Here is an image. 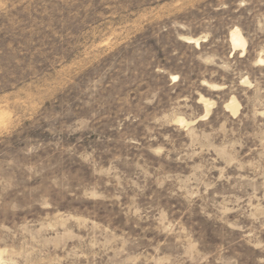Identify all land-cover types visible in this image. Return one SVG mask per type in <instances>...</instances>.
Wrapping results in <instances>:
<instances>
[{"label":"rangeland","instance_id":"rangeland-1","mask_svg":"<svg viewBox=\"0 0 264 264\" xmlns=\"http://www.w3.org/2000/svg\"><path fill=\"white\" fill-rule=\"evenodd\" d=\"M1 263L264 264V0H0Z\"/></svg>","mask_w":264,"mask_h":264},{"label":"bare ground","instance_id":"bare-ground-1","mask_svg":"<svg viewBox=\"0 0 264 264\" xmlns=\"http://www.w3.org/2000/svg\"><path fill=\"white\" fill-rule=\"evenodd\" d=\"M230 40L232 42V45L234 48H239L241 50V52L245 51V46H246V42L245 40L242 38L239 30L237 28H234L233 31L230 33ZM189 42V41H188ZM193 42V41H192ZM196 42V41H195ZM197 43V42H196ZM195 43V44H196ZM259 62H263L262 59L259 58ZM175 78V77H173ZM232 103V102H231ZM207 107V106H206ZM178 120V119H177ZM179 124H185L184 119L181 120L179 119L177 121ZM2 264V263H1Z\"/></svg>","mask_w":264,"mask_h":264}]
</instances>
